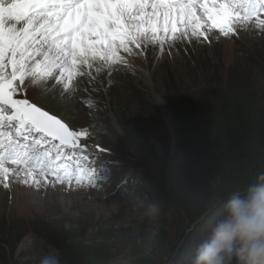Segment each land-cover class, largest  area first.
Wrapping results in <instances>:
<instances>
[{"label": "rangeland", "instance_id": "obj_1", "mask_svg": "<svg viewBox=\"0 0 264 264\" xmlns=\"http://www.w3.org/2000/svg\"><path fill=\"white\" fill-rule=\"evenodd\" d=\"M237 11L241 17L245 15L240 7ZM199 12L203 15L202 9ZM260 21H264V10L243 23L234 20L236 31L228 36L220 33L219 29L206 27L202 31L207 39L204 35L193 36L189 30L187 36L177 39H173L169 33L162 41L142 42L140 48L130 45L131 54L123 53L128 60L132 56L134 61L139 60L146 65L149 78L134 62L128 63L125 57L116 62L95 59L90 66L79 65L70 78L65 70L67 65L65 68H54L52 76L47 78H26V87L15 98H27L48 113L63 117L70 129L78 134L79 142L83 143L85 139L91 148V145H95L93 151L113 155L101 149L99 145H102L117 151L120 157L105 156L106 167L97 164L95 180L101 184L82 181L68 166L63 170H52L55 166L52 164L63 161L54 160L55 151L51 149L50 140L37 144L35 139L39 135L25 140L17 135L15 122L11 128L5 124L0 129L5 136L0 139L7 143V138L11 136L21 144H28L31 154L37 158L31 161L36 182L29 178L30 182L24 184V166L8 162L6 166L15 169L16 174L10 175L6 182L0 179V217L12 213L29 223L48 217L67 222L86 217L95 226V232L107 225L118 227L124 218L127 223L141 228L136 233L140 248L145 247L154 263L169 264L167 254L182 233L184 224L173 219L166 220L163 197L160 196L155 177L165 169V165L170 166L178 161L176 153L173 150L167 154L152 143L137 149L118 125L113 105H120L127 99L131 82L129 77L137 78L153 98H157L155 102L159 116L170 127L165 102L156 90L157 86H161L164 94L175 98L193 88L214 86L217 80L225 79L226 72L235 63L249 71L254 70L252 65L255 60L258 62L256 57L264 61V24ZM37 59L43 61V56ZM59 62L63 63L62 60ZM94 63H97V68ZM7 71L10 73L11 68ZM8 114H11V110ZM105 134L115 144L114 147L102 143ZM45 149L50 154L43 157ZM124 155L134 159V165H130L126 171H122L128 164L123 159ZM42 166H46L45 175H41ZM126 178L128 183L133 184L139 201L127 199L123 194L125 188L121 186ZM161 232L166 234V239L160 235ZM56 258L57 254L52 248L32 236L19 245L15 257L18 264H54ZM112 258V264H132L131 256L124 249H116Z\"/></svg>", "mask_w": 264, "mask_h": 264}, {"label": "trees", "instance_id": "obj_2", "mask_svg": "<svg viewBox=\"0 0 264 264\" xmlns=\"http://www.w3.org/2000/svg\"><path fill=\"white\" fill-rule=\"evenodd\" d=\"M256 58L254 70L235 63L224 80L190 89L179 97H169L157 86L170 127L160 118L152 94L137 78L129 77L127 99L113 105L118 125L137 149L152 143L167 154L176 153L178 161L165 165L155 177L166 220L184 224L167 254L169 264H191L197 246L223 214L233 189L254 182L264 172V61ZM102 143L115 146L106 134ZM99 146L113 155L93 151L85 139L75 149L52 144L57 159L69 161L79 179L96 185L101 184L95 180L97 164L106 167L105 156L120 157L117 151ZM123 159L128 164L122 171L134 165L130 155ZM121 187L127 199L140 200L128 178ZM127 222L123 218L120 226L107 225L95 232L86 217L70 222L48 217L29 223L15 214H4L0 217V264H18L16 251L29 236L56 252L54 264H112V253L119 248L127 251L132 264H155L145 247L140 248L136 233L141 228ZM160 235L166 239L164 232Z\"/></svg>", "mask_w": 264, "mask_h": 264}, {"label": "snow or ice", "instance_id": "obj_3", "mask_svg": "<svg viewBox=\"0 0 264 264\" xmlns=\"http://www.w3.org/2000/svg\"><path fill=\"white\" fill-rule=\"evenodd\" d=\"M241 6L246 9L243 17L237 11ZM261 10L264 0H0V129L15 122L17 135L25 140L39 133L42 139L75 145L78 134L60 119L27 98H15L26 87V78H47L65 65L70 78L79 65L90 66L95 59L116 62L122 59L121 50L131 54L130 45L140 48L142 42H159L169 33L177 39L190 30L207 39L202 31L207 27L228 36L236 31L234 20L243 23ZM33 159L28 144L11 136L7 143L0 139L3 181L16 174L6 166L11 162L24 166V184L29 178L35 183Z\"/></svg>", "mask_w": 264, "mask_h": 264}, {"label": "clouds", "instance_id": "obj_4", "mask_svg": "<svg viewBox=\"0 0 264 264\" xmlns=\"http://www.w3.org/2000/svg\"><path fill=\"white\" fill-rule=\"evenodd\" d=\"M191 264H264V172L233 189Z\"/></svg>", "mask_w": 264, "mask_h": 264}, {"label": "bare ground", "instance_id": "obj_5", "mask_svg": "<svg viewBox=\"0 0 264 264\" xmlns=\"http://www.w3.org/2000/svg\"><path fill=\"white\" fill-rule=\"evenodd\" d=\"M150 10V9H149ZM200 11V9H198V13L200 14V15H202V13L201 12H199ZM187 36V35H186ZM166 37V36H165ZM119 56L120 57H125L126 58V56H125V54L123 53V50H121L120 51V53H119ZM126 60H127V62L128 63H133L137 68H139L140 70H141V72H143L144 74H145V76L147 77V78H149V70L148 69H146L145 68V66L146 65H143L139 60H136V61H134V59H133V57L132 56H130V59L128 60L127 58H126ZM98 61V60H97ZM126 62V61H125ZM99 63V62H98ZM93 64V63H92ZM95 65L97 64V63H94ZM96 68H97V65L95 66ZM33 100V99H32ZM93 144V143H92ZM94 147H95V145H94ZM56 151V150H55ZM49 152V151H48ZM50 154V153H49Z\"/></svg>", "mask_w": 264, "mask_h": 264}, {"label": "water", "instance_id": "obj_6", "mask_svg": "<svg viewBox=\"0 0 264 264\" xmlns=\"http://www.w3.org/2000/svg\"><path fill=\"white\" fill-rule=\"evenodd\" d=\"M154 98H155V96H154ZM155 100L157 101V98H155ZM38 107V106H37ZM42 109V108H41ZM43 110V109H42ZM45 111V110H44ZM50 114V113H49ZM50 115H52V114H50ZM57 119H60V118H58V117H56ZM61 120V119H60ZM62 121V120H61ZM68 128H69V130L70 131H72L71 129H70V127L64 122V121H62ZM49 139H51V138H49ZM53 141H58L60 144H61V142L59 141V140H53ZM62 146H65V147H71V148H74L76 145H71V144H67V145H64V144H62Z\"/></svg>", "mask_w": 264, "mask_h": 264}]
</instances>
